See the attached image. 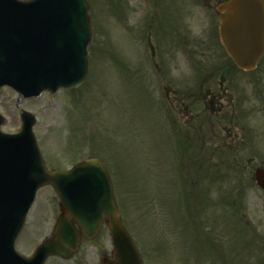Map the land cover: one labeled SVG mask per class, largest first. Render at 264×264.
Wrapping results in <instances>:
<instances>
[{
  "label": "rangeland",
  "instance_id": "obj_1",
  "mask_svg": "<svg viewBox=\"0 0 264 264\" xmlns=\"http://www.w3.org/2000/svg\"><path fill=\"white\" fill-rule=\"evenodd\" d=\"M87 1L92 39L87 48L88 75L84 83L76 89L42 93L31 99L21 98L10 88H1L0 114L5 118L1 129L7 133L18 131L20 108L35 118L33 134L50 169L54 166L68 169L88 157L101 158L112 174L123 219L144 264H243V259L249 264H264V192L251 180L254 168L264 167V56L255 70L228 68L229 75L221 84L208 80L210 88L203 90L209 93L206 100L212 110L218 111L217 118L233 116L230 127L226 131L219 128L218 132L225 137L226 144L233 143L234 156L243 165V182L239 184L243 189L245 220L260 237L261 250L252 256L241 250L244 241L237 240L232 211L212 204L213 201L220 204L219 190L233 189L237 184L233 168H213L215 164L218 167L222 153L206 160V152L218 143L216 134L211 141H205L201 158L204 165H210L205 172L208 176L205 183L211 181V196L206 198L209 205L203 209L198 207V202L192 204V199L189 205L191 211L198 207L194 214L203 211L202 234L210 236L209 244L214 248L218 244L219 251L213 255L200 245L198 256L192 242L194 231L183 216L186 214L178 210L181 205L178 192L194 191L200 179L187 175L186 166L179 171L176 156L166 154L170 150L160 131L162 125L170 126L167 125L168 120L171 124L170 116L172 130L178 127L176 124H184L185 118L178 111H168L167 103L163 117L156 100L164 102L163 89L167 84L184 93L188 89L196 91L199 81L195 78L194 64L197 62H206L208 66L226 63L218 47L207 52L203 48L209 45L215 32L213 9L204 8L197 0H176L171 17L173 35L177 34L181 42L189 41V45L165 52L166 66L160 75L150 65L149 57L156 42L153 36L147 42L145 27L147 14L153 12L157 0ZM164 37L160 39L161 46L164 43L168 47L170 43ZM197 40L203 42V55L191 51V45L195 51L198 49ZM212 41L215 42L214 37ZM208 54L211 56L206 58ZM215 93L217 98L212 97ZM169 97L173 99L174 95L171 93ZM208 110L206 113L211 114ZM224 123L227 121L221 126ZM184 126L183 132L173 135L175 140L183 139V143L187 140L183 134L188 129ZM211 135L210 131L206 136ZM57 214L58 200L53 189L40 188L18 236L17 250L29 255L49 234ZM109 245L108 231L103 228L93 241H82L70 260L50 258L46 264H100L102 256L109 252Z\"/></svg>",
  "mask_w": 264,
  "mask_h": 264
},
{
  "label": "water",
  "instance_id": "obj_2",
  "mask_svg": "<svg viewBox=\"0 0 264 264\" xmlns=\"http://www.w3.org/2000/svg\"><path fill=\"white\" fill-rule=\"evenodd\" d=\"M216 9L225 51L238 68L252 70L264 51V1L228 0ZM90 37L84 0H0V87L7 84L30 97L78 86L87 73ZM21 120L19 133L0 132V264H43L48 256L68 259L81 236L93 239L104 221L111 255L102 264H142L118 216L102 165L91 159L67 172L47 171L31 132L33 117L22 111ZM254 179L264 190V169L257 168ZM47 184L63 211L50 237L24 259L14 242L35 191Z\"/></svg>",
  "mask_w": 264,
  "mask_h": 264
},
{
  "label": "trees",
  "instance_id": "obj_3",
  "mask_svg": "<svg viewBox=\"0 0 264 264\" xmlns=\"http://www.w3.org/2000/svg\"><path fill=\"white\" fill-rule=\"evenodd\" d=\"M229 64L231 65V62L229 61ZM184 159L181 160V164L183 163ZM185 163V161H184ZM220 167H227L229 169H234L235 170V177L237 179V184L235 185V196H234V203H233V208H234V218H235V228L237 230V233H243L245 235H247L248 233H250V237H251V241L252 242H246V245H251V246H255V244H253V242L259 241V239L256 237L255 232L249 227L248 222L245 220V213H244V206L242 204V200H243V189H240V182H243V175H242V167L239 165V163L234 159L230 158H225V159H220ZM194 163H191V165H194ZM183 166V165H182ZM206 167V165H205ZM204 169V168H203ZM208 193L205 195L207 197ZM201 196V195H200ZM206 201V198H203L202 201H200V206L204 205V203ZM190 215H192L190 213ZM200 223V222H199ZM253 250H255V247L253 248ZM254 252V251H252Z\"/></svg>",
  "mask_w": 264,
  "mask_h": 264
},
{
  "label": "flooded vegetation",
  "instance_id": "obj_4",
  "mask_svg": "<svg viewBox=\"0 0 264 264\" xmlns=\"http://www.w3.org/2000/svg\"><path fill=\"white\" fill-rule=\"evenodd\" d=\"M222 1H224V0H201V3L205 7H211L212 5H215V4H217L219 2H222ZM168 91L171 92V89H169ZM174 97H175V102L177 103L176 106L179 107V109L181 111H184L186 113V116H188V119L190 120V123H191V120H193V116L191 114L189 115V109H190V107H192V105H187V104L183 103V97H182V91L181 90H180V93L174 95ZM195 99H197L198 101L201 100V104L200 105L201 106L203 105L202 104L203 96H201L200 94H198V95L196 94V98ZM199 116H202L201 112L199 113V115L197 114V117H199ZM187 122H189V121L187 120ZM200 138H201V141H202L203 140L202 136L201 137L197 136L196 139L199 140Z\"/></svg>",
  "mask_w": 264,
  "mask_h": 264
}]
</instances>
